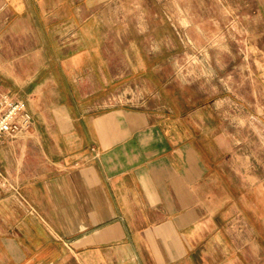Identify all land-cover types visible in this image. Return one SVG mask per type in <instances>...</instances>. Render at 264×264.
Listing matches in <instances>:
<instances>
[{"label":"crops","instance_id":"0c3cea01","mask_svg":"<svg viewBox=\"0 0 264 264\" xmlns=\"http://www.w3.org/2000/svg\"><path fill=\"white\" fill-rule=\"evenodd\" d=\"M91 1L0 0V90L31 120L0 139V264H254L206 123L101 103L124 77L94 64Z\"/></svg>","mask_w":264,"mask_h":264},{"label":"rangeland","instance_id":"374dc122","mask_svg":"<svg viewBox=\"0 0 264 264\" xmlns=\"http://www.w3.org/2000/svg\"><path fill=\"white\" fill-rule=\"evenodd\" d=\"M78 5L94 17V64L124 77L101 103L165 116L184 110L206 123L246 208L224 229L246 262L264 264V0Z\"/></svg>","mask_w":264,"mask_h":264},{"label":"built area","instance_id":"2783aa9c","mask_svg":"<svg viewBox=\"0 0 264 264\" xmlns=\"http://www.w3.org/2000/svg\"><path fill=\"white\" fill-rule=\"evenodd\" d=\"M30 125L24 104L0 90V139L25 133Z\"/></svg>","mask_w":264,"mask_h":264}]
</instances>
